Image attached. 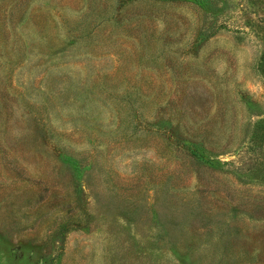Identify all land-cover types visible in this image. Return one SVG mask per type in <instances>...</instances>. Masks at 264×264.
<instances>
[{"label":"rangeland","instance_id":"rangeland-1","mask_svg":"<svg viewBox=\"0 0 264 264\" xmlns=\"http://www.w3.org/2000/svg\"><path fill=\"white\" fill-rule=\"evenodd\" d=\"M0 264H264V0H0Z\"/></svg>","mask_w":264,"mask_h":264},{"label":"trees","instance_id":"trees-1","mask_svg":"<svg viewBox=\"0 0 264 264\" xmlns=\"http://www.w3.org/2000/svg\"><path fill=\"white\" fill-rule=\"evenodd\" d=\"M186 147H187V153L190 156H193L195 159H197L198 158L197 150L199 146L196 143L194 144V142L192 143V141L191 142L189 141Z\"/></svg>","mask_w":264,"mask_h":264}]
</instances>
